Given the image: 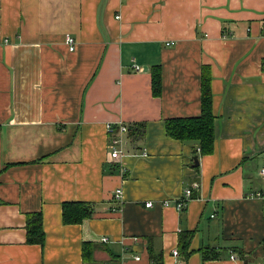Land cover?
<instances>
[{
  "label": "crops",
  "instance_id": "crops-1",
  "mask_svg": "<svg viewBox=\"0 0 264 264\" xmlns=\"http://www.w3.org/2000/svg\"><path fill=\"white\" fill-rule=\"evenodd\" d=\"M204 70L215 144L194 168L166 121L201 115ZM263 169L264 0H0V264H264ZM69 202L92 217L64 224Z\"/></svg>",
  "mask_w": 264,
  "mask_h": 264
},
{
  "label": "trees",
  "instance_id": "trees-1",
  "mask_svg": "<svg viewBox=\"0 0 264 264\" xmlns=\"http://www.w3.org/2000/svg\"><path fill=\"white\" fill-rule=\"evenodd\" d=\"M153 91L156 96L161 93L160 72L153 76ZM202 111L198 117L175 118L166 121V133L175 140L181 142H195L198 149L195 152V158L199 156L212 154L215 144V120L213 113L212 92L210 78L206 71L202 75ZM145 124H135L130 128V136L133 143L140 141L145 134ZM93 207L82 202H69L63 206V222L66 225L81 224L84 220L91 218ZM27 241L28 244L44 246L46 234L43 226L41 213L29 214L27 217ZM183 238L191 239L192 233H183ZM87 246V244L85 245ZM213 257H206L211 259ZM92 260L91 254L84 255V261ZM155 264H162L159 258L152 257Z\"/></svg>",
  "mask_w": 264,
  "mask_h": 264
},
{
  "label": "built area",
  "instance_id": "built-area-1",
  "mask_svg": "<svg viewBox=\"0 0 264 264\" xmlns=\"http://www.w3.org/2000/svg\"><path fill=\"white\" fill-rule=\"evenodd\" d=\"M66 43L69 46L70 51L75 50V40L71 37L68 36L66 39ZM134 71L136 72H142L143 69L142 67L136 66L134 68ZM108 133H110V142H109V148L111 150L110 156L111 159L113 160H118L124 155V143H125V137L127 134H129V129L126 125L120 124L119 127L114 131L113 126L108 125L107 126ZM144 156H146V153H143ZM262 174L264 175V169L262 170ZM199 189V183L194 182L191 185H189L186 190L184 191V195L181 198L179 202L176 203V209L178 211H182L184 208L187 207L188 203L192 201L195 198V191ZM122 195L121 190H117L114 199H119ZM250 198H257V199H264V191H257V192H252L251 194L248 195ZM168 202H164L165 206H168ZM146 208H151L153 207L152 202H148L145 205ZM104 243H108L109 239L104 238L103 239ZM179 252L178 250L174 251V255L178 256ZM232 259H235L232 257ZM136 261H140V258H136Z\"/></svg>",
  "mask_w": 264,
  "mask_h": 264
},
{
  "label": "water",
  "instance_id": "water-1",
  "mask_svg": "<svg viewBox=\"0 0 264 264\" xmlns=\"http://www.w3.org/2000/svg\"><path fill=\"white\" fill-rule=\"evenodd\" d=\"M146 70H147V69L145 68V71H146ZM194 162H195V164H194V168L198 167V166H199V160H198L197 157L194 159Z\"/></svg>",
  "mask_w": 264,
  "mask_h": 264
}]
</instances>
